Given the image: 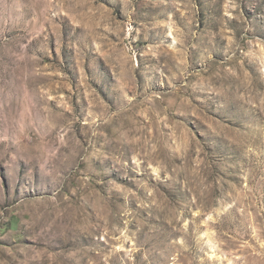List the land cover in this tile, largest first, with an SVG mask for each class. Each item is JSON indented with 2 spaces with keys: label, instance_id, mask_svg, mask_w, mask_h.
<instances>
[{
  "label": "rangeland",
  "instance_id": "1",
  "mask_svg": "<svg viewBox=\"0 0 264 264\" xmlns=\"http://www.w3.org/2000/svg\"><path fill=\"white\" fill-rule=\"evenodd\" d=\"M0 264H264V0H0Z\"/></svg>",
  "mask_w": 264,
  "mask_h": 264
}]
</instances>
